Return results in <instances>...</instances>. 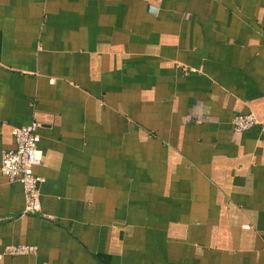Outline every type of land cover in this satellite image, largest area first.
Here are the masks:
<instances>
[{
    "label": "crops",
    "instance_id": "0c3cea01",
    "mask_svg": "<svg viewBox=\"0 0 264 264\" xmlns=\"http://www.w3.org/2000/svg\"><path fill=\"white\" fill-rule=\"evenodd\" d=\"M32 121L0 264H264V0H0V153Z\"/></svg>",
    "mask_w": 264,
    "mask_h": 264
},
{
    "label": "built area",
    "instance_id": "2783aa9c",
    "mask_svg": "<svg viewBox=\"0 0 264 264\" xmlns=\"http://www.w3.org/2000/svg\"><path fill=\"white\" fill-rule=\"evenodd\" d=\"M258 122L253 113H247L235 116L232 124L236 132H244ZM39 126L38 122L32 121L13 128L15 147L2 150L0 153V173L9 182H18L22 185L26 213L38 212L41 207L38 187L41 178L34 173V167L42 160V152L37 146ZM35 251V246L25 244L11 245L5 249L10 255L32 254Z\"/></svg>",
    "mask_w": 264,
    "mask_h": 264
}]
</instances>
